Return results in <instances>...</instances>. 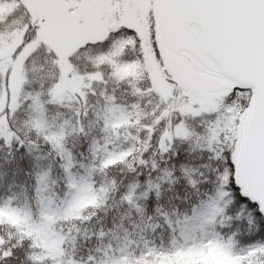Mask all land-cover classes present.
Instances as JSON below:
<instances>
[{"label":"snow or ice","instance_id":"6c2138e0","mask_svg":"<svg viewBox=\"0 0 264 264\" xmlns=\"http://www.w3.org/2000/svg\"><path fill=\"white\" fill-rule=\"evenodd\" d=\"M0 264H264V0H0Z\"/></svg>","mask_w":264,"mask_h":264}]
</instances>
